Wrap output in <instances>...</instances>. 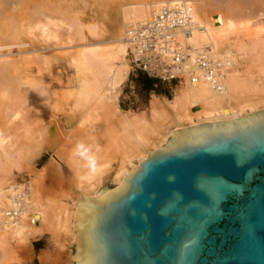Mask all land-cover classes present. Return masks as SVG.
<instances>
[{
  "label": "bare ground",
  "instance_id": "1",
  "mask_svg": "<svg viewBox=\"0 0 264 264\" xmlns=\"http://www.w3.org/2000/svg\"><path fill=\"white\" fill-rule=\"evenodd\" d=\"M91 1L101 12L110 9L112 5L116 9L126 5L121 19L128 25L123 33L128 42L120 39L114 55L104 53L103 56L107 61L105 63L121 60L115 73L112 72L110 82H107L111 85V90H115L127 71L124 60L128 51L133 56L132 61L136 63L135 60L138 59L149 74L173 77L172 79L181 74L187 75L189 85L179 90L171 101L154 98L150 104V118L123 116L117 122L118 130L107 128L104 134L109 146L106 144L105 150L100 148L103 153H99L97 149L98 153L87 154L91 145L87 149L83 145L85 152H82L85 155L75 156L80 151L69 154L66 161L73 169L75 186L72 189H75L73 191L77 197L96 200L101 183L108 187H111L109 183H113L114 187L123 186L125 179L143 160L166 148L170 136L179 131L231 124L264 113V38L255 37L256 32H263L262 23L249 24L251 14L247 17L243 13L248 7L257 9L264 5V0H254L251 6L248 4L250 0H0V264H12L13 257L10 258L9 252L5 251L6 236L11 233L16 236L23 230L26 233L33 232L28 223L31 212L27 208L21 209V205L28 207V201L31 200L35 219H43L35 193L28 198L18 189L13 194V199H8L4 192V186L8 183L7 175L18 164L7 159L6 148L8 145H15L14 141L6 142L8 137L15 134V128H9V123L14 120L21 122L16 126V131H22L18 137H14L18 138L17 141L19 138L23 139L17 152L27 157L39 147L44 138L46 140L47 135L45 136V130L41 127L45 126L44 129H47L48 109H52L49 85L45 83L43 73V66H48L50 60L47 61L41 54L42 58H38L39 50H28L27 47L32 46L33 42L28 39L31 41L36 37L34 33L38 31V37L42 41H54L59 45L62 43L59 34L61 29L58 28V31L56 27L62 24L67 25L64 44H71L81 38L83 40V26L78 21L76 12ZM208 10L217 14L216 17L209 14ZM221 12L224 15L218 16ZM49 25L54 29H50ZM251 27L258 29L253 32L250 31ZM112 33L114 34L113 31ZM206 46L212 47V57L205 55ZM13 48L18 49L16 54L11 51ZM220 49H223L222 54L227 56V59L224 57L227 61L220 57ZM77 50L70 55L68 61L70 59L75 66L88 71L92 68L91 78L85 76L80 79L78 102L87 104L92 97L97 96V100L93 101L95 107H102L107 89H102L104 93H100L104 73V69L100 67L108 68L109 65L100 63V55L95 54L90 45L84 44ZM240 59L242 63L239 62ZM171 66L176 67L172 69ZM104 80L103 78V82ZM193 105L199 106L200 112L193 114ZM84 107L83 105V110ZM88 117L86 115V119ZM88 155L96 158L94 169L86 166ZM69 194L60 206L56 205L58 208L55 206L58 213L56 212L55 217L57 222L56 219L54 222L67 235V241L74 242L73 196ZM9 211L17 212L18 226L12 225L13 222L9 220L12 214H8ZM67 258L70 260V257Z\"/></svg>",
  "mask_w": 264,
  "mask_h": 264
},
{
  "label": "water",
  "instance_id": "2",
  "mask_svg": "<svg viewBox=\"0 0 264 264\" xmlns=\"http://www.w3.org/2000/svg\"><path fill=\"white\" fill-rule=\"evenodd\" d=\"M73 218L68 264H264V113L171 135Z\"/></svg>",
  "mask_w": 264,
  "mask_h": 264
},
{
  "label": "rangeland",
  "instance_id": "3",
  "mask_svg": "<svg viewBox=\"0 0 264 264\" xmlns=\"http://www.w3.org/2000/svg\"><path fill=\"white\" fill-rule=\"evenodd\" d=\"M250 1H248V4L250 3L249 6H251V3L254 0ZM191 2H193V0H191ZM262 6L264 7V5ZM262 6L257 7V9L248 7L249 9L255 10H249L246 8L243 13L247 17H250L249 14H251V18L253 16L252 20L250 18L249 24L255 22L258 24L262 23L261 30L264 32V8H261ZM121 7L116 9L114 5H112L110 9L108 8L111 11L105 9L103 12H101L98 6L91 1L86 7L77 9L76 17L83 26L84 41L81 38L79 40H75V42H72L71 44H67V42L64 44L67 34V25L64 26L62 24L57 25V29L55 28L56 30H58V28L61 29V33L59 34H61L60 36L62 43L59 45L57 42L53 43L54 41H50L49 43L48 41H42L41 38L38 37L40 35V32L38 31L34 33L36 34V37L31 36L33 37L32 39L30 38L31 41L28 39L29 42H34H32V46L27 47L28 50H39L40 53L37 52L39 54L38 58H42L41 55H44V58H46L47 61L50 60L48 66H43V69L45 70L43 73L45 75L44 81L45 83L47 82V86L49 85L48 92L51 98L50 104L52 109H48L50 123H48L49 121L46 123L47 129H44L45 126H43V128L41 127V129L45 130V136L47 135L46 140L44 138L45 141L43 140L39 147L33 150L32 154L27 157L21 155L23 153L19 151L17 152V147L22 143L21 141L23 139L19 138L18 141L16 140L18 139V134H20L22 131H16V126L20 125L21 122L19 120H14L12 123H9V128H11L10 126L15 128L14 136L16 135L17 137L16 139L14 136L7 138L8 141L6 142H15L14 147H10V145H8L9 147L6 148V153L8 155L7 159L13 164H18L14 165V167L9 171L7 175L9 176L8 183L4 186V192L7 193L6 195L8 199H13V194L18 191V189L22 190L24 195L28 198H30L32 193H35L34 196L37 202H39L40 208L43 212V215L41 214L43 219L38 221V219H35V212L31 206L32 203H30L31 200L28 201V207L21 205V209L27 208L30 210L29 212H31L29 213L28 223L31 226L33 232L30 231L26 233L25 230H23L16 236L13 235L14 237L12 236V233L11 235L6 236L5 251L9 252V255H11L10 258L13 257L11 259L12 261L10 260L12 264H68L67 262L69 259L67 257H70L69 253L75 252L74 242L70 240V242L67 241V235L63 233L60 226H55L56 223L54 221L56 219L57 222V218H55L57 217L58 213L56 211L58 208L57 206H60L59 204H61V202L66 199L65 197L69 193V195L73 196L75 191V189H72L75 186L73 169L66 161L69 154L73 155L79 151L80 153L82 151L85 152V149H87L90 145L91 146L89 149H87V154H96L97 149L99 153H103L102 150H105L108 145L105 141L107 140L105 137L106 135L104 134L105 130H108L111 127L117 128L118 130L119 127L117 126V122L122 120L123 116H146L145 118H150V104L154 98L171 101L177 95L179 90H182L189 85L187 75L181 74L176 76L174 79H170V77H165L162 75L153 73L149 74L140 61H137L136 63L132 61L133 56L132 54L130 55V52L128 51L127 54H129H126L124 60L127 66V71L122 77V80L119 81L120 83H118L115 90H111V85L108 83L110 82V78H112L113 73H115L117 68L120 66L119 64H121V60L119 59L113 63H110L109 61L108 63H105L107 61L103 56L104 53L105 55H114V53L117 51L116 44L120 41V39H124L125 42H128L126 41V36L123 37V33L128 25L126 26L124 20L121 19L123 17L122 12L126 8V5L123 4ZM208 11L209 14H213V16L216 17L217 14H214V12H211L210 10ZM219 14L220 15L218 16L224 15L223 12ZM129 27H131V25ZM49 28L54 29L51 25H49ZM63 28L64 31L62 30ZM252 28L253 27L250 28V31L253 32H256V29H258V27H254V30ZM112 31L116 35H114ZM256 33V39H258L259 36L264 38V33ZM84 44L90 45L91 48H93L95 54L100 55V63L103 65L108 64V68H113H110V70H107L108 72H105V70L108 68L103 66L100 67L104 69V73L102 75L106 81L104 80L103 82L102 78V83L99 88L101 91H98L103 94L104 92L102 89L104 90L105 88V90L107 89L108 92V94L107 92L104 94L105 103L102 105V107H95V102L93 101L97 100V96L92 97L87 104L84 102H78L80 99L79 91L81 88L80 79L85 76H89L88 78H91L90 76H92V68L88 71L86 68L75 66L74 63H71L70 59L69 63L68 58L71 54H75L76 51H78L77 49H80ZM222 50H219L220 54L223 53ZM11 51L16 54L18 49L13 48ZM205 53L204 54L206 56L208 54L212 57V47L206 46ZM223 54L220 57H225L227 59V56ZM239 62L242 63V59H240ZM175 67H172V69ZM109 73H112L111 76ZM179 76H181V79H178ZM145 79H149L151 81L150 87L145 86ZM104 83L105 86H103ZM107 87L110 88L108 89ZM78 94L79 96H77ZM90 103L91 106L89 105ZM82 104L85 106V111L82 108ZM191 112L193 114H197L200 112V107L193 105L191 107ZM86 115H89L87 119ZM47 124H49V126ZM78 145H84L85 147H83L85 149L82 147L78 150ZM99 149L102 152H100ZM80 153H78L79 155L76 154L75 156H81ZM109 185L114 187L113 183H109ZM6 189H8V191L10 189V191L7 192ZM10 213L11 211L8 212V214ZM11 214L13 216L11 215L9 220L13 222L12 225L18 226L19 216L17 215V212L15 211Z\"/></svg>",
  "mask_w": 264,
  "mask_h": 264
},
{
  "label": "clouds",
  "instance_id": "4",
  "mask_svg": "<svg viewBox=\"0 0 264 264\" xmlns=\"http://www.w3.org/2000/svg\"><path fill=\"white\" fill-rule=\"evenodd\" d=\"M82 147H83V145H78L77 146V149L79 150ZM80 154L81 155H85L84 152H81ZM86 159H87V165L86 166L89 167V168H91V169H94L95 168V165H96V158H95V156L88 155L86 157Z\"/></svg>",
  "mask_w": 264,
  "mask_h": 264
},
{
  "label": "trees",
  "instance_id": "5",
  "mask_svg": "<svg viewBox=\"0 0 264 264\" xmlns=\"http://www.w3.org/2000/svg\"><path fill=\"white\" fill-rule=\"evenodd\" d=\"M151 81L149 79H145V86L150 87Z\"/></svg>",
  "mask_w": 264,
  "mask_h": 264
},
{
  "label": "built area",
  "instance_id": "6",
  "mask_svg": "<svg viewBox=\"0 0 264 264\" xmlns=\"http://www.w3.org/2000/svg\"><path fill=\"white\" fill-rule=\"evenodd\" d=\"M137 61H139V60H138V59H136V60H135V62H137ZM142 65H143V64H142ZM143 66H144V65H143ZM144 68H145V66H144ZM170 78L172 79L173 77H170Z\"/></svg>",
  "mask_w": 264,
  "mask_h": 264
}]
</instances>
